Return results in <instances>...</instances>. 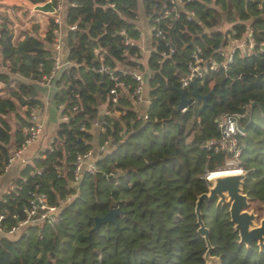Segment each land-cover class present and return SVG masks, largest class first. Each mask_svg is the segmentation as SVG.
I'll return each instance as SVG.
<instances>
[{
    "label": "trees",
    "instance_id": "obj_1",
    "mask_svg": "<svg viewBox=\"0 0 264 264\" xmlns=\"http://www.w3.org/2000/svg\"><path fill=\"white\" fill-rule=\"evenodd\" d=\"M68 1L66 22L76 25L66 32L71 63L57 79L55 95L66 119L58 123L50 146L24 164L12 188L0 197L5 227L23 217L36 193L59 205L58 216L51 225L35 221L16 235L0 232V264H205V242L196 232L194 203L210 184L205 175L223 169L231 157L204 145L219 135L215 119L221 114L246 110L238 119L244 131L236 135L240 151L234 166L244 173L243 192L264 205V0H189L183 10L193 12L190 19L181 11L177 18L158 22L163 34L154 36L150 31L148 45L151 74L145 120L136 119L132 101L119 90L117 101H110L107 89L112 82L93 69L98 65L93 47L103 50V62L111 66L133 65L131 57L139 47L123 46L122 38L140 39L138 19L145 16L152 23L161 0ZM0 19V63L6 61L10 73L30 79L47 75L53 59L43 41L25 31L15 42L4 11ZM223 21L229 27L221 31ZM244 34L252 40L251 51L235 49L225 67L208 69L197 81L199 92L211 89L206 100L210 106L198 111L200 102L195 101L183 111L177 109L178 78L195 46L219 62L222 56L217 50ZM168 42L175 44L174 53L158 61ZM1 69L0 81L7 85L11 77ZM23 85L18 92L0 95V173L9 155L6 114L15 108L10 94L26 106L27 116L38 105L32 87ZM190 91V85L183 87L186 97ZM99 102H105L109 114L101 119L98 144L108 138L114 144L96 160L93 172L74 181L72 162L77 153L92 147L91 128ZM15 137L17 148L24 137L18 131ZM112 207L118 208L115 222L93 228L94 216ZM200 212L218 264H264V244L246 248L238 242L227 204L202 202Z\"/></svg>",
    "mask_w": 264,
    "mask_h": 264
},
{
    "label": "built area",
    "instance_id": "obj_2",
    "mask_svg": "<svg viewBox=\"0 0 264 264\" xmlns=\"http://www.w3.org/2000/svg\"><path fill=\"white\" fill-rule=\"evenodd\" d=\"M189 0H161L158 11H156L155 15L152 18V23L149 24V29L154 36H161L163 34V30L158 27V22L162 19L170 18L174 19L179 16L181 11L184 12L185 17L190 19L193 16L192 11L183 10L185 2ZM72 4V3H71ZM60 8V4L57 3L52 9V12H55L53 16V22L55 25L51 27L52 33L55 35V39L52 41V46L54 48L59 47V42L57 40V26L60 23L59 16L57 15V11ZM75 23L68 24L69 29L75 28ZM120 32H124V28H120ZM140 39L135 40L128 36H123L122 45L128 46L131 44H137L139 47V53L134 54L131 59L134 62L133 65H125L124 63L114 62V65L111 66L105 62H103V50L99 47H93V51L97 57L98 65L93 67L97 72L104 74L107 79L111 80L112 85L107 89L109 99L112 103H115L118 98V91L124 93L126 97H128L132 102H145L146 105L149 104V99L144 97V88H145V72H149L151 74L150 68L148 66V55L151 51V47H145L141 42L142 32L138 30ZM230 47L229 51L224 53L222 52V48L217 50L219 54L222 56V59L217 62L213 55L211 54H203V51L200 46H195V50L191 52L190 58L186 63V69L182 72L178 78V83L180 87H187L189 85V81L196 77L197 81H201L204 74L208 69H217L219 66L225 67L227 62H230L232 58V53L235 49H238L239 52H249L252 47V40L249 37V34L245 35L243 39L231 38L229 40ZM169 43V42H168ZM262 44V43H261ZM260 50L263 49V46L259 47ZM175 44L169 43L167 44V51L160 52V58L158 61H161L162 58L169 56L174 53ZM125 53V52H124ZM224 55V58H223ZM66 63H71L69 60H66ZM60 63H58V57L53 56V66L50 72L47 75H43L39 81H48L54 74L55 69L58 67ZM119 72L117 74L116 72ZM192 101L190 102V104ZM189 105V104H188ZM182 107L180 110L183 111L187 108V106ZM246 111V110H245ZM245 111L240 112L238 114H221L216 118L217 127L219 130V135L216 138H209L205 140L204 145L207 147H213L214 150H220L231 154L230 159H228L225 163L229 165H233L236 163L238 153L240 151V146L237 143L236 135L241 133L236 124L238 119L242 117ZM105 114H109V111L106 110ZM148 116V107L142 112H136V119H147ZM63 119H66L64 116ZM97 125H99L102 130L101 120L95 121ZM42 123L39 119V115L34 108L30 109L28 114L27 122L23 126V142L20 146L14 149L12 153H10L6 159L5 164L3 165V171L9 168L14 162L19 163H27V160L23 157L22 153L24 149L35 140L41 131ZM52 141V140H51ZM49 142V145L51 144ZM114 141L111 138H108L101 144H98L96 151L92 149H87L84 152L77 153L72 162V177L74 181H78L84 172H93L96 166V160L100 157V155L106 151L108 148L113 146ZM92 157L91 159H87L88 157ZM240 170V168H230V170ZM2 171V172H3ZM38 171V170H37ZM1 176V173H0ZM205 178H208V174L205 175ZM71 194L69 195L70 198ZM59 205L57 204H49L46 201L45 195L43 193L33 194L29 200V206L24 209V215L22 218L18 219L15 224H11L8 227L2 225V219L4 217L3 212L0 211V232L1 233H12L15 231H20L24 226L28 224H32L35 221H42L47 224H53L58 216Z\"/></svg>",
    "mask_w": 264,
    "mask_h": 264
},
{
    "label": "crops",
    "instance_id": "obj_3",
    "mask_svg": "<svg viewBox=\"0 0 264 264\" xmlns=\"http://www.w3.org/2000/svg\"><path fill=\"white\" fill-rule=\"evenodd\" d=\"M59 3L60 8L56 12L59 16L60 23L57 26V40L59 42V47L54 48L52 46V41L55 39V35L52 33L51 27H53V16L55 12H52L55 4ZM69 4L68 0H41L38 2H31L30 0H0V11H4L7 15V19H5V24L11 29L13 32V38L16 41L23 38V35L26 32L32 33L34 36H37L41 39L46 45V47L50 50L52 59L53 56L58 57V67L55 69L53 76L48 81H39L35 79H30L27 77L21 76L19 73L8 71V65L6 61H1L0 68L1 70L7 72L11 77L9 83L4 85L2 81H0V95H9L10 91H17V88L20 86H25L23 84L30 85L34 92L32 98H34L38 105H35L33 108L37 111L39 115V119L42 123L41 131L38 136L35 138L33 142H31L23 151V157L28 161H30L34 156L38 155L45 148L48 147L49 142L53 139L55 135V130L60 122L63 120L64 114L61 113V105L55 101V95L59 89V83L57 79L60 77L62 71L69 66L70 63H66L67 59V46H66V32L68 30V24L66 22V12L67 5ZM21 10L24 14L22 17H19L15 10L12 8ZM2 20L0 19V22ZM138 30L142 32L141 42L145 47L149 45L150 38V29L149 22L145 16H141L138 19ZM229 27V23L225 24V29ZM18 29V30H17ZM221 30V31H224ZM31 31V32H30ZM50 34V40H45V36ZM246 34H244L241 38L243 39ZM230 42L228 41L223 47L222 52L226 53L229 51ZM224 58V55H223ZM145 88H144V97L148 98V83L147 78L149 76V72H145ZM22 84L17 86L18 84ZM210 85V83H209ZM108 94V93H107ZM11 99L15 103V108L9 111L6 114V119L9 124V133H10V145L8 147L9 154L12 153L15 149V141L16 140V131L19 133V137L23 135V126L27 122L28 116L25 114L26 106L20 104L17 101V97L13 94H10ZM108 97V96H107ZM200 104V103H199ZM145 102H132V108L137 113H142L147 107ZM98 111L96 115V119L92 123L91 133L93 135L92 138V147L93 151H96L98 146V131L101 130L99 125L95 123V121H100L102 117L105 115V102H99ZM115 113L118 114L116 111ZM21 122V123H20ZM109 149V148H108ZM92 157H88L87 159H91ZM25 163L14 162L9 168L1 173L0 176V197L2 194L12 188L13 180L19 175L20 170L24 166ZM14 235L17 232L13 233Z\"/></svg>",
    "mask_w": 264,
    "mask_h": 264
},
{
    "label": "water",
    "instance_id": "obj_4",
    "mask_svg": "<svg viewBox=\"0 0 264 264\" xmlns=\"http://www.w3.org/2000/svg\"><path fill=\"white\" fill-rule=\"evenodd\" d=\"M189 85L191 86V91L188 97L183 94V88L178 86L179 100L175 107L180 110L190 104L191 101L200 102L198 111L206 105L210 106L206 100L211 89L204 94L199 92L196 77L189 81ZM252 106L253 102H250L249 107L251 108ZM261 113L264 116V112L261 111ZM236 127L240 132L244 131V127L238 122ZM243 179L244 173L240 170L220 173L211 178L208 177L207 180L211 183L207 191H203L196 196L194 203V214L197 224L196 232L203 237L205 242V250L203 252L205 264H218V257L211 253L212 246L208 240V229L201 219L200 205L202 202L206 204L215 202L216 205L227 204L229 221L237 232L238 242L244 244L246 248L253 243H256L259 248L264 244V213L259 222L255 223L257 215L248 209V196L242 190ZM117 211V207H112L103 215L94 216L93 228H96L99 223L104 221L115 222Z\"/></svg>",
    "mask_w": 264,
    "mask_h": 264
},
{
    "label": "rangeland",
    "instance_id": "obj_5",
    "mask_svg": "<svg viewBox=\"0 0 264 264\" xmlns=\"http://www.w3.org/2000/svg\"><path fill=\"white\" fill-rule=\"evenodd\" d=\"M16 7H14V8H12V10H15V12L18 14V16L19 17H22L24 14L21 12V10H17V9H15ZM225 24H226V22L225 21H223L222 22V25L219 27V29L220 30H224V28H225ZM18 30V29H17ZM224 168H226L224 171H222V172H229L230 170H228V169H230V168H236L235 166H234V164L233 165H227V164H225V166L223 167V169ZM222 168H219L218 170H223ZM217 173H221V172H217ZM211 183V182H210ZM210 185V184H209ZM248 208H250V209H255V212L258 214V215H261V213H262V210H263V207L261 206V204L259 203V202H256V201H252V200H250V202H249V207Z\"/></svg>",
    "mask_w": 264,
    "mask_h": 264
},
{
    "label": "flooded vegetation",
    "instance_id": "obj_6",
    "mask_svg": "<svg viewBox=\"0 0 264 264\" xmlns=\"http://www.w3.org/2000/svg\"><path fill=\"white\" fill-rule=\"evenodd\" d=\"M248 200H249V202H250L249 197H248ZM249 202H248V207H249ZM261 206L263 207V210H262L261 215H258V214L255 212V209H250V208H248L249 210H252L253 213H255V214L257 215L256 218H255V223H258V222H259V220L261 219V217H262V215H263V213H264V205L261 204Z\"/></svg>",
    "mask_w": 264,
    "mask_h": 264
},
{
    "label": "bare ground",
    "instance_id": "obj_7",
    "mask_svg": "<svg viewBox=\"0 0 264 264\" xmlns=\"http://www.w3.org/2000/svg\"><path fill=\"white\" fill-rule=\"evenodd\" d=\"M225 169H223V170H217V171H211V172H208V177L209 178H211L212 176H214V175H217V174H220V173H217V172H221V173H224V172H222V171H224ZM228 170H230V169H228ZM230 171H239L238 169L237 170H233V169H231ZM226 173V172H225Z\"/></svg>",
    "mask_w": 264,
    "mask_h": 264
}]
</instances>
